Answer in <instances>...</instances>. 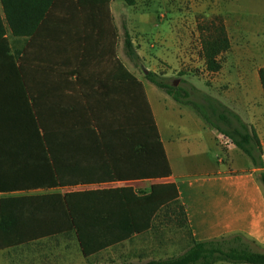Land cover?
I'll return each instance as SVG.
<instances>
[{
    "label": "crops",
    "instance_id": "0c3cea01",
    "mask_svg": "<svg viewBox=\"0 0 264 264\" xmlns=\"http://www.w3.org/2000/svg\"><path fill=\"white\" fill-rule=\"evenodd\" d=\"M60 1L50 7L39 22H35L36 7L33 0H0V57L5 56L7 51V55L14 57L15 67L21 68V75L15 72L17 76L11 79L10 75L5 73L9 69L0 66L1 135H5V131L13 128L15 124L33 118V102L36 103L38 113L40 112L45 119L52 117L54 110L58 114V106L61 107V114L64 106H68L70 80H65L64 74H70L74 67L71 64L55 65V57L83 56L86 63L80 65V70L84 76H89V79L79 81L80 85L77 87L90 86L92 81H96L98 74L111 71L109 61L112 56L122 62L119 51L123 48L124 29L129 33L134 45L133 31L137 30L134 29L132 22L134 18H138V21L144 20L143 13L135 16L140 9H136L137 0H134L132 5L126 4L123 0L130 11L128 15L124 12L119 13L118 17L112 6L114 0L109 1L108 11L102 12L103 6L99 5L97 17L96 11L92 17L90 8L87 5H79L76 0ZM180 15L176 13L179 21ZM163 21L164 19L160 22ZM168 26L170 24L167 28ZM179 27L184 31L181 24ZM193 32L190 31V35L196 37L197 32ZM174 55L163 51L160 57L170 63ZM194 56L195 52L190 48L187 52L185 49L180 52L177 58L184 61L188 59L191 62ZM126 68L129 70L127 66ZM22 75L26 81L20 80ZM162 75L167 76L168 73ZM72 78L74 79V76ZM138 79L143 84L169 163L171 171L169 176L159 180L115 181L100 185L9 189L0 191V203L8 216L37 214L40 208L30 197L121 185H130L133 189L147 191L149 186L157 181L174 183L178 193L177 199L156 212L147 231L134 233L126 240L93 253L85 255L82 252L74 230L67 225L60 230L62 233L33 238L0 249V264L138 263L181 254L194 240L227 242L235 237H240L251 250L264 252V186L260 178V172L264 170V100L257 98L240 100L238 96L221 100L255 129L262 149L263 166L254 165L250 157L236 147L229 137L209 126L201 116L198 115L199 117L194 120L195 125L206 127L211 135V145L215 143L225 151L226 161L223 158L217 159V163H225V167H220L209 159L208 154L211 156L212 149L208 143L202 144V150L197 156L189 155L187 146L193 143L187 141L179 144L186 141L187 136L165 123L169 116L166 112L168 104L176 107L180 118L185 115L184 108L187 105L174 100L165 92L157 95L156 90L150 86L151 82L145 78ZM244 87L245 82L241 80L234 82L232 88ZM239 108L242 111H239ZM34 117L36 118V111ZM163 134L166 135V139ZM226 138L229 141H225ZM180 151L185 155L180 157L178 155ZM51 210L55 215L56 212H62V207L57 203ZM27 230L56 231L54 227H38L36 223Z\"/></svg>",
    "mask_w": 264,
    "mask_h": 264
},
{
    "label": "trees",
    "instance_id": "16d2710c",
    "mask_svg": "<svg viewBox=\"0 0 264 264\" xmlns=\"http://www.w3.org/2000/svg\"><path fill=\"white\" fill-rule=\"evenodd\" d=\"M33 1L35 22H39L50 7L61 2ZM76 1L81 6L87 5L92 17L96 11L97 17L98 6H103L102 12L108 11L110 0ZM124 1L128 5L134 4V0ZM214 42L207 43L203 50L210 71H217L220 67L215 60ZM123 49L128 58H138L126 29ZM109 62L111 71L98 74L90 86L79 88V81L89 79L80 70L86 59L83 56L54 58L55 65L71 64L74 67L70 74H64L65 80H70L68 106H64L62 114L58 106V114L54 110V115L45 119L33 102L31 120L15 124L5 131V135L0 133V191L159 180L170 175L141 80L114 56ZM0 66L9 69L5 73L11 79L21 75V68L15 67L14 57L7 55V51L0 57ZM143 77L174 100L192 106L206 123L229 137L249 156L254 165L263 166L258 135L236 112L210 96L203 95V102L191 99L187 89L173 86L159 72L147 70ZM258 78L264 91V66L258 69ZM20 80L26 81V78L22 75ZM26 91L29 99L28 88ZM260 178L264 186V170L260 172ZM177 196L174 183L157 181L147 191L121 185L30 197L40 208L37 214L8 216L0 203V249L62 233L60 230L68 225L74 230L82 252L87 255L126 240L134 233L147 231L156 212L174 202ZM57 203L62 212L53 215L51 209ZM35 223L38 227H54L56 231H28ZM225 242L194 240L184 252L175 256L114 264H264V252L251 250L240 237L227 241V245Z\"/></svg>",
    "mask_w": 264,
    "mask_h": 264
},
{
    "label": "rangeland",
    "instance_id": "374dc122",
    "mask_svg": "<svg viewBox=\"0 0 264 264\" xmlns=\"http://www.w3.org/2000/svg\"><path fill=\"white\" fill-rule=\"evenodd\" d=\"M112 6L117 17L122 12L129 14V6L123 0H114ZM137 8L140 9L135 16L144 14L143 21L134 18L132 22L137 30L133 31L134 46L140 55L130 59L123 48L119 51V58L135 76L144 79L143 73L147 70L167 72L165 77L170 84L187 89L190 98L198 102H203V95L219 101L237 96L240 100H264L258 78V69L264 66V0H137ZM177 12L181 14L180 21L176 18ZM190 31H196V37L191 36ZM163 37L165 40L162 41ZM213 41L217 50L215 60L220 66L217 71L207 69L203 51L204 46ZM190 48L195 52L191 62L178 60L177 55ZM163 51L172 56L175 53L173 61L168 63L161 58ZM241 80L245 82L244 88H232L234 82ZM150 86L157 95L164 94L154 84L150 83ZM185 105V115L180 118L176 107L168 104L166 112L169 116L165 123L187 136L188 139L179 144L193 143L187 146L189 155L197 156L202 144L208 143L212 149L209 159L215 165L225 167V163H217L218 158L226 161L225 151L215 143L211 145V135L206 127L194 124L200 114L192 106ZM178 153L180 157L185 155L181 151Z\"/></svg>",
    "mask_w": 264,
    "mask_h": 264
},
{
    "label": "built area",
    "instance_id": "2783aa9c",
    "mask_svg": "<svg viewBox=\"0 0 264 264\" xmlns=\"http://www.w3.org/2000/svg\"><path fill=\"white\" fill-rule=\"evenodd\" d=\"M225 141H229V140L226 138Z\"/></svg>",
    "mask_w": 264,
    "mask_h": 264
}]
</instances>
